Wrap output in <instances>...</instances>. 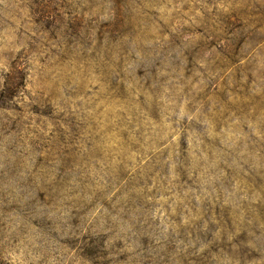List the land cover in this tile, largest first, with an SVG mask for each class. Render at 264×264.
I'll use <instances>...</instances> for the list:
<instances>
[{"label": "rangeland", "instance_id": "rangeland-1", "mask_svg": "<svg viewBox=\"0 0 264 264\" xmlns=\"http://www.w3.org/2000/svg\"><path fill=\"white\" fill-rule=\"evenodd\" d=\"M0 264H264V0H0Z\"/></svg>", "mask_w": 264, "mask_h": 264}]
</instances>
